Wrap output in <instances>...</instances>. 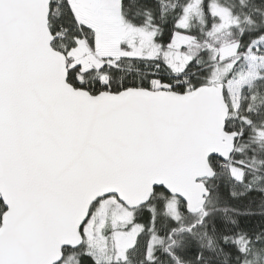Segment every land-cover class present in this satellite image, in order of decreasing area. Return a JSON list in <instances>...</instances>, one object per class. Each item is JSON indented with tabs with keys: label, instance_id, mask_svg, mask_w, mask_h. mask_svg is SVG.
<instances>
[{
	"label": "snow or ice",
	"instance_id": "1",
	"mask_svg": "<svg viewBox=\"0 0 264 264\" xmlns=\"http://www.w3.org/2000/svg\"><path fill=\"white\" fill-rule=\"evenodd\" d=\"M262 90L264 0H0V264H261Z\"/></svg>",
	"mask_w": 264,
	"mask_h": 264
},
{
	"label": "trees",
	"instance_id": "2",
	"mask_svg": "<svg viewBox=\"0 0 264 264\" xmlns=\"http://www.w3.org/2000/svg\"><path fill=\"white\" fill-rule=\"evenodd\" d=\"M175 2H176V0H167V3L169 4L170 7L173 6V5L175 4ZM226 2H227V3H231L232 0H226ZM242 19H243V18H242ZM243 26H246V25H243ZM262 91H264V90H262ZM253 99L255 100L256 98L254 97ZM257 102H258V103H259V102H264V94H262V95L260 96V100L257 101ZM261 264H264V262H261Z\"/></svg>",
	"mask_w": 264,
	"mask_h": 264
}]
</instances>
